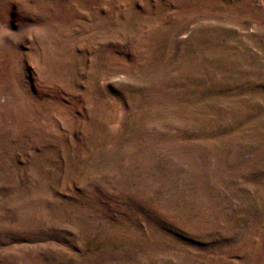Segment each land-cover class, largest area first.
Instances as JSON below:
<instances>
[{
  "label": "rangeland",
  "instance_id": "1",
  "mask_svg": "<svg viewBox=\"0 0 264 264\" xmlns=\"http://www.w3.org/2000/svg\"><path fill=\"white\" fill-rule=\"evenodd\" d=\"M0 264H264V0H0Z\"/></svg>",
  "mask_w": 264,
  "mask_h": 264
}]
</instances>
